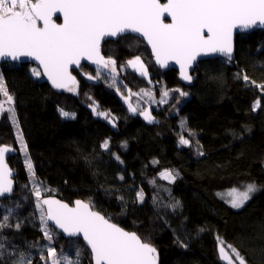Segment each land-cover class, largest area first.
Segmentation results:
<instances>
[{
  "label": "trees",
  "instance_id": "16d2710c",
  "mask_svg": "<svg viewBox=\"0 0 264 264\" xmlns=\"http://www.w3.org/2000/svg\"><path fill=\"white\" fill-rule=\"evenodd\" d=\"M102 50L119 70L124 67L117 83L121 91L154 87L158 98L165 90L169 92L167 103L158 102L151 108L153 123L129 112L111 85V76L89 80L97 70L86 64L72 71L75 93L53 88L42 75L32 76L31 69H38L33 64L0 66L14 97L19 131L36 179L54 190L43 196H55L70 205L77 199L90 201L94 210L156 247L160 264H227L220 259L217 237L230 256L228 245L247 264H264V90L255 86L264 85V31L237 35L234 61H200L191 84L182 82L175 70L158 69L138 37L108 40ZM137 55L148 67L147 77L126 66ZM244 75L249 82L243 80ZM177 88L188 95L181 97L174 91ZM258 98L261 107L253 112ZM93 102L98 111L116 118L115 127L93 114ZM59 109L75 113V119L62 118ZM181 135L189 140L188 146L179 144ZM105 139L108 151L100 147ZM2 145L18 149L3 114ZM24 161L19 149L8 158L15 172V190L0 204L13 208L14 215L9 221L13 227L3 235L26 258L30 255L33 264H45L40 254L43 251L46 256L49 242L40 231ZM166 169L179 174L174 182L160 178ZM249 183L259 190L240 209L231 208L218 195ZM140 191L142 203L136 196ZM176 201L179 206L170 207ZM4 214L0 210V218ZM17 222H22L19 230L14 227ZM52 229L51 246L58 253L63 250L74 257L79 247L81 264H90V251L82 240L65 239Z\"/></svg>",
  "mask_w": 264,
  "mask_h": 264
},
{
  "label": "snow or ice",
  "instance_id": "6c2138e0",
  "mask_svg": "<svg viewBox=\"0 0 264 264\" xmlns=\"http://www.w3.org/2000/svg\"><path fill=\"white\" fill-rule=\"evenodd\" d=\"M57 13L62 16V23L54 20ZM165 14L171 18L170 23L164 22ZM258 24L264 26V0H167L163 4L160 0H0V59L10 58L16 62L22 57L31 58L43 69L41 73L37 68H32V76H46L53 88L73 93L76 92L77 81L69 71V66H79L81 60L86 59L97 66L96 76H88L89 80L100 79L103 69L111 76L114 86L117 79L116 61L101 55V42L138 34L151 47L152 55L161 68L168 66L169 61H174L180 67V78L190 83L193 77L189 69L199 55L219 53L231 60L233 30H247ZM126 66L143 77L148 76V70L139 55L129 59ZM120 70L123 71L124 67ZM243 80L247 83L249 77L244 75ZM252 83L255 84V81ZM255 86L264 90V85ZM117 91H120L119 88ZM174 91L181 97L188 95L179 88ZM0 94L6 98L0 101V114L6 111L17 129L16 139L20 151L25 155L24 163L32 183L40 231L43 239L49 242L46 246L47 254L45 256L42 251L40 260L45 264H81V248L75 249L73 257L63 250L58 253L51 246L54 238V231L49 224L51 222L67 237L77 240L83 238L85 246L90 250V264H158L156 247L142 239L137 232L126 231L111 222L110 218L93 211L90 201L77 199L74 206L70 207L60 200L44 198L43 193L54 190L45 188L36 179L33 163L27 155V145L19 131L16 110L12 107L14 97L9 94L2 74ZM121 96L129 112L138 113L148 123L154 122L155 118L149 109H140L139 103L135 106L131 103L132 96L147 97L154 101L151 90L141 89L139 93H134L128 89V96L123 93ZM168 96L169 92L165 90L159 103H167ZM91 107L94 115L116 126L115 117L98 111L95 102ZM260 107L261 99L258 98L252 105V111ZM59 113L62 118L75 119V113L63 109H59ZM179 144L188 146L189 140L181 135ZM100 147L105 151L110 150L109 141L105 139ZM12 151L9 146H0V198L6 195L10 198L14 191L13 172L6 163V154ZM199 154L203 155L202 152ZM116 159L120 157L116 156ZM178 175L174 170L166 169L160 173V178L171 183ZM258 190L255 183H249L243 190L233 187L218 195L225 198L231 208L240 209ZM136 196L137 201L142 203L143 191L137 192ZM178 206L179 201L170 205L172 208ZM0 210L5 213L0 218V261L4 264H33L30 255L26 258L3 235L5 229L13 227L9 221L14 215V209L0 204ZM21 226L22 222L14 225L16 230ZM217 241L222 261L227 264H247L245 257L236 248L227 246L231 250L230 256L223 246L224 241L219 237Z\"/></svg>",
  "mask_w": 264,
  "mask_h": 264
},
{
  "label": "water",
  "instance_id": "95a60500",
  "mask_svg": "<svg viewBox=\"0 0 264 264\" xmlns=\"http://www.w3.org/2000/svg\"><path fill=\"white\" fill-rule=\"evenodd\" d=\"M160 2L163 4V3H166L167 0H164V1H161V0H160ZM57 19H59L60 22L57 21ZM54 20H55L57 23H62V22H63V20H62V16H60L59 13H57V14L54 15ZM164 22H165V23H170V22H171V18H170V17H167L166 14H165V17H164ZM41 26H42V25H41ZM257 30H262V31H264V26H261V25L258 24V25H256V26H254L253 28H251V29H247V30L239 29V28L234 29V30H233V52H232V58H231V60H229L226 56H223V55H221V54H219V53H211V54H207V55H203V54H201V55H199V56L197 57L196 61H195V62L193 63V65H192V67L189 69V74L193 77L192 73L194 72L195 67L197 66V64H198L200 61H203V60L213 59V58H223V59L228 60V61H234V59H235V51H236V38H237V35H240V34H249V33L253 32V31H257ZM129 35H132V36H135V37L140 38V39L145 43V45L148 47V49H149V51H150V53H151V55H152L151 47H150L149 45H147V42H146L145 40H143L142 37H139L138 34H129ZM108 40H116V39H106L105 41H102V42H101V55H103L106 59H107L108 57H106V56L104 55L103 50H102V45H103L106 41H108ZM152 58H153V62H154V64L156 65V67H157L158 69H160L161 71L175 70V71L178 72V75H179V78H180V67H179V65L176 64L174 61H169L168 66L161 68V67L156 63L155 58H154L153 55H152ZM3 63H13V64H33V65H35V66L38 67V69H39V71H40L41 73L43 72V69L39 68L38 63H37L36 61L32 60L31 58H27V57H22L19 61H16V62L11 61L10 58H2V59H0V65L3 64ZM82 64H86V65H88V66H90V67H92V68H95V69L97 70V66H96L95 64H93L91 61H88V60H86V59H82L81 62H80V65H79V66H77V65H70V66H69V71L71 72V74H72L74 77H75V75L73 74L72 71H73L74 69H78ZM101 71H105V72H106V70H103V69H101ZM42 77H43V79H44L45 81H47V82L51 85V82L48 81V79H47L46 76H43V75H42ZM75 78H76V77H75ZM180 80H181L182 82L186 83V84H191V83L193 82V80H194V77H193V80H192L190 83L187 82V81L182 80L181 78H180ZM51 86H52V85H51ZM59 90H64V89H59ZM1 116H2V114H0V117H1ZM2 146H9V147H11V148L13 149V151H12L11 153L6 154V163L9 165V163H8V158H9L10 156L16 154L17 151H18V149H17L16 147H14V146H10V145H2ZM9 167H10V169H11L12 172H13V181H14L15 172H14V170L12 169V167H11L10 165H9ZM13 188H14V190H15V181H14V184H13ZM13 192H14V191H13ZM12 194H13V193H12ZM12 194H11V196H12ZM7 197H8V196L6 195L5 197L0 198V200H1V199H4V198H7ZM44 198H54V199L60 200L59 198H57V197H55V196H44ZM60 201L63 202V203H67V202H64V201H62V200H60ZM67 204H68V203H67ZM69 206H70V207H71V206H74V203H73L72 205L69 204ZM92 210L98 212L97 210H94V209H92ZM99 213H100V212H99ZM100 214L103 215L102 213H100ZM103 216H104V215H103ZM111 222H112V221H111ZM113 223H114V222H113ZM49 224H50V226H51L52 228H54L58 233H60L65 239H71V238L67 237L66 235H64V234L61 232V230L56 229L55 226L52 225L51 222H49ZM117 225H118V224H117ZM118 226L121 227L120 225H118ZM121 228H123V227H121ZM123 229H124V228H123ZM125 230H126V229H125ZM126 231H128V230H126ZM130 232H131V231H130ZM79 239L82 240V242L84 243L82 237H80ZM88 250H89V249H88ZM89 251H90V250H89ZM158 264H160L159 258H158Z\"/></svg>",
  "mask_w": 264,
  "mask_h": 264
},
{
  "label": "rangeland",
  "instance_id": "374dc122",
  "mask_svg": "<svg viewBox=\"0 0 264 264\" xmlns=\"http://www.w3.org/2000/svg\"><path fill=\"white\" fill-rule=\"evenodd\" d=\"M145 67L147 68V70H148V67H147V65L145 64ZM102 72V75H101V77L100 78H102V77H107V76H109V75H107V73L105 72V71H101ZM119 72H120V70L118 69V67H117V73H116V77H117V79H116V83H115V85L113 86V81H112V79H111V85L115 88V90H116V92L121 96V93H123V95L124 96H128V91H125V92H123V91H121L120 89V91L118 92L117 91V89H118V87H117V83H118V80H119ZM147 90H150V89H147ZM152 93H153V97H154V101H150V100H148V98L147 97H143V98H139V97H137V96H132L131 97V103L135 106V105H137V103H139V107H140V109H149L150 111H151V114H152V116L154 117V114H153V112H152V107L153 106H155V105H157L158 104V102L161 100V98H158V95H157V92L155 91V88L154 87H152ZM134 93H139V92H134ZM10 94V93H9ZM121 98H122V96H121ZM6 98L2 95V94H0V101H3V100H5ZM122 100L124 101V99L122 98ZM125 103V102H124ZM126 105V107L128 108V105L127 104H125ZM5 107L7 108L8 107V105H5ZM12 107H14V105H12ZM3 114V116H4V122H6L7 124H8V126H12V129H13V134H14V137H15V140H16V145L18 146V149L20 150V144H19V142L17 141V139H16V133H17V129L13 126V124H12V122H11V120L9 119V114L5 111L4 113H2ZM133 114V113H132ZM142 117V116H141ZM155 118V117H154ZM142 119H143V117H142ZM154 121H155V119H154ZM147 122V121H146ZM244 189V188H243ZM243 189H240V190H243ZM228 191V190H227ZM226 191V192H227ZM225 192V193H226ZM253 195V194H252ZM252 197V196H251ZM226 250V249H225ZM227 251V250H226ZM228 252V251H227ZM229 253V252H228ZM230 255V254H229Z\"/></svg>",
  "mask_w": 264,
  "mask_h": 264
},
{
  "label": "bare ground",
  "instance_id": "6f19581e",
  "mask_svg": "<svg viewBox=\"0 0 264 264\" xmlns=\"http://www.w3.org/2000/svg\"><path fill=\"white\" fill-rule=\"evenodd\" d=\"M3 64H4V63H3ZM11 64H13V63H11ZM1 65H2V64H1ZM1 65H0V66H1Z\"/></svg>",
  "mask_w": 264,
  "mask_h": 264
}]
</instances>
